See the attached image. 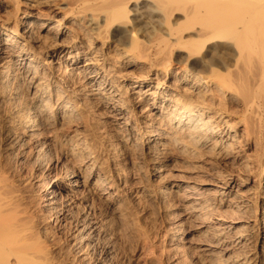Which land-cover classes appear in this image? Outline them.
<instances>
[{
    "label": "bare ground",
    "instance_id": "obj_1",
    "mask_svg": "<svg viewBox=\"0 0 264 264\" xmlns=\"http://www.w3.org/2000/svg\"><path fill=\"white\" fill-rule=\"evenodd\" d=\"M0 68V264H111L130 202L137 264H264V0H0Z\"/></svg>",
    "mask_w": 264,
    "mask_h": 264
},
{
    "label": "rangeland",
    "instance_id": "obj_2",
    "mask_svg": "<svg viewBox=\"0 0 264 264\" xmlns=\"http://www.w3.org/2000/svg\"><path fill=\"white\" fill-rule=\"evenodd\" d=\"M1 69V68H0ZM106 125H108V124H105V132H100V136L101 137H103L104 139H106L107 138V132L108 133H110V130H109V125L108 126H106ZM105 135V137H104V135ZM102 134V135H101ZM53 158V157H52ZM214 161H216V163L218 164V166H220V168H222V170H225V171H227V170H229V166H230V168H231V165H228V164H230V162H227V161H224L223 159H220V158H216ZM224 163V164H223ZM225 163H227L226 165H225ZM176 165H181L180 163H176ZM183 166H184V169L186 168V164L184 163V164H182ZM186 165V166H185ZM183 166H181V168L183 167ZM222 166V167H221ZM137 202H130V209H131V211L133 212V215H134V213L136 214V212H137V214L136 215H134V216H136V218H134V220H135V222L137 221L138 223H136L141 229H143V226H144V228H146L145 230V232H147V235H150V237H151V235L152 236H156V234H157V237L156 238H154V242H155V239H159V236H160V234H162V233H160V232H162V230H163V226H162V216H161V214H159L158 213V211H157V209H155V206L154 205H152V206H150V205H148V207H147V209L144 207V209H143V207H142V205L140 204V207H135V206H139V204L137 203ZM133 204H136V205H133ZM131 205H133V206H131ZM150 206V207H149ZM133 207H135L136 208V211L135 210H132V209H135V208H133ZM141 207H142V209H141ZM157 211V212H156ZM131 212V213H132ZM160 216H159V215ZM106 215V214H105ZM139 216V217H138ZM161 217V218H160ZM129 220H131V219H128V221H126L124 224H122V225H124V226H120V227H118V229H116V230H118L117 232H115V234H109V235H107L106 234V236L105 237H103V239H102V245H109L110 246V248H113L114 246H115V248H113V252H111L110 253V262H111V264H137V262H139V260L141 259V249H140V244H136V243H140V241L138 240V241H136V239H137V235H136V229H137V225L135 226L134 225V223L132 222V221H129ZM140 221V222H139ZM130 222H132V224H130ZM141 223H142V227L140 226L141 225ZM131 225H134V226H131ZM135 227H136V229H135ZM129 228L131 229V230H129ZM119 229H120V231L121 232H119ZM135 231H134V230ZM144 230V229H143ZM129 231V232H128ZM134 231V233L132 234V232ZM148 231H150V233L151 234H149L148 233ZM120 233V234H119ZM122 233V234H121ZM129 233V234H128ZM130 234H132V235H130ZM155 234V235H154ZM117 235V237H115ZM120 237H119V236ZM122 235V236H121ZM129 235V236H128ZM178 235H179V233H178ZM133 236V237H132ZM197 237L196 236V234H194V235H191L190 236V239L191 240H196L197 238H195V237ZM109 237H110V240H108L109 239ZM121 237H123V238H121ZM132 237V238H131ZM105 238V239H104ZM119 238V239H118ZM152 238V237H151ZM193 238V239H192ZM120 239L122 240V241H120ZM115 242H114V241ZM105 241H106V243H105ZM111 241V242H110ZM114 242V243H113ZM105 243V244H104ZM110 243V244H109ZM116 243V244H115ZM166 245H167V243H163V246L164 247H166ZM137 246V247H136ZM163 248V247H162ZM111 251H112V249H110ZM116 250V251H115ZM140 250V251H139ZM162 251H164V248L162 249ZM116 252V253H115ZM159 252H161V250L159 251ZM162 253V252H161ZM139 254H140V256H139ZM190 255L188 254V256H186V261H188L189 262V260H190V263H191V256L189 257ZM187 258H188V260H187ZM138 260V261H137ZM150 260H148L147 261V263H143V264H151L152 262V264H154V263H156V262H163V264H165L164 262H166L165 261V256L164 255H161L160 253H158V255H156V260L155 259H153V260H151L150 262H149ZM162 262L161 263H156V264H162ZM187 262V263H188ZM142 264V263H141ZM189 264V263H188Z\"/></svg>",
    "mask_w": 264,
    "mask_h": 264
}]
</instances>
